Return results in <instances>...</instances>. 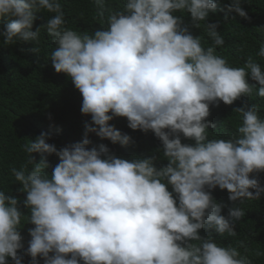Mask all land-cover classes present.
Here are the masks:
<instances>
[{"label": "clouds", "instance_id": "9594fccd", "mask_svg": "<svg viewBox=\"0 0 264 264\" xmlns=\"http://www.w3.org/2000/svg\"><path fill=\"white\" fill-rule=\"evenodd\" d=\"M243 3L231 0L228 8L250 20ZM92 4L103 27L90 35L67 26L61 0H0V19L8 20L0 31L3 43L34 42L39 53L46 31L55 44L48 59L70 78L83 98L81 112L91 116L82 142L58 149L41 133L21 146L27 160L11 173L27 194L30 215L20 211L18 198L0 190V264L8 257L23 264L22 220L34 225L30 264H39L37 257L44 264H253L247 236L224 247L199 232L207 225L236 237L235 223L245 216L241 205L264 193L250 178L264 172L259 106L235 109L242 119L229 139H209L215 125L207 119L212 104L264 98L261 64L249 56L243 66H230L216 54L225 44L217 24H204L212 40L205 48L174 15L189 13L199 28L217 10V0H125L118 10H109L106 0ZM36 12L53 15L33 31ZM256 55L264 59V44ZM249 75L260 87L248 82ZM116 117L127 118L132 130L152 131L168 164L158 168L156 156L118 158L105 144L89 149V133L112 144L133 143L110 124ZM181 133L195 145L183 144ZM34 153L42 155L39 163ZM51 155L59 162L49 174ZM217 186L239 201L228 218L211 194Z\"/></svg>", "mask_w": 264, "mask_h": 264}, {"label": "trees", "instance_id": "16d2710c", "mask_svg": "<svg viewBox=\"0 0 264 264\" xmlns=\"http://www.w3.org/2000/svg\"><path fill=\"white\" fill-rule=\"evenodd\" d=\"M67 26L78 32L87 31L90 35L96 30H102V25L94 19L95 6L92 0H61ZM125 0H106V7L109 10H118L123 7ZM231 0H217V10L210 12L201 27H196L187 12H176L174 15L183 20V27H187L194 37H201L205 48L212 45V40L205 30V23L218 25L217 31L224 37L223 47L217 46L216 54L227 59L232 67H240L246 63L247 58L253 59L261 64L264 70V59L256 55L262 44H264V0H244L242 7L251 18L245 19L235 11H230L228 5ZM36 20L33 31L37 27L47 23L50 13H34ZM8 22L7 18L0 19V31ZM106 27V25H104ZM4 37L0 35V190L6 191L20 201V211L24 215H30V210L24 206L23 201L27 194L20 192L22 187L16 183L12 176L11 169L15 167L20 170L27 160V154L23 151L22 145L35 141L41 133L49 135L48 142L55 144L57 148L70 146L82 142L85 134V123H91V116L81 112L82 95L64 73H57L48 54L55 47L52 38L47 32L41 31V39L37 47L40 52L33 51L36 47L34 42L15 43L5 45ZM248 82L260 87L257 81H253L249 75ZM258 105L260 114L264 117V98L253 94V97L242 96L232 105H226L222 101L219 105H210V116L207 118L215 128H209L208 137L229 139L236 131L237 125L241 123L239 113L235 109ZM110 124L122 134L132 137L133 143L122 145L112 144L111 141L101 139L95 133H89L88 138L92 141L88 148H99L100 144L109 147L111 153L118 158L127 160L144 159L156 156V166L162 167L168 164L163 157L162 142L152 131L132 130L128 127V120L125 117H116ZM95 127V125H93ZM183 144L195 145V141L185 138L180 134ZM36 163L43 158L40 153H34ZM51 174L52 169L59 162L55 155L48 156ZM31 165L28 166L29 170ZM250 178L259 180L264 186V172L253 173ZM168 190L173 191L168 185ZM211 194L217 203L223 207L221 215L229 216V209L239 201L229 200V192L221 190L218 186L211 189ZM250 191H255L250 189ZM175 196L176 194L173 193ZM177 200V204H178ZM245 210V216L235 223L236 237H230L226 233L220 234L214 228L205 226L199 234L202 238L211 237L224 247L235 246L237 240L248 237L247 255L252 259L253 264H264V256H256L259 250L264 252V193L257 201H249L241 205ZM22 220L21 236L24 247L18 250V255L24 257L23 264H30L32 257L27 254L31 236L29 229L34 225ZM195 243V241H190ZM244 253L243 249H240ZM51 255V254H50ZM39 264H44L43 257H37ZM7 264H14L11 257L7 258ZM83 264V262H81Z\"/></svg>", "mask_w": 264, "mask_h": 264}]
</instances>
